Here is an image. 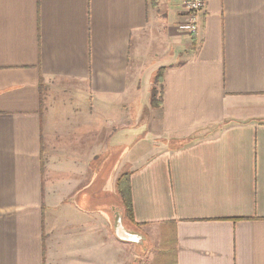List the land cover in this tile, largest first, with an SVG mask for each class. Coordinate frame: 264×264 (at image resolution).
<instances>
[{
  "label": "crops",
  "instance_id": "crops-1",
  "mask_svg": "<svg viewBox=\"0 0 264 264\" xmlns=\"http://www.w3.org/2000/svg\"><path fill=\"white\" fill-rule=\"evenodd\" d=\"M184 11L0 0V264L133 261L119 216L149 264H264V0H207L195 35ZM54 87H81L89 107L59 108Z\"/></svg>",
  "mask_w": 264,
  "mask_h": 264
},
{
  "label": "rangeland",
  "instance_id": "rangeland-1",
  "mask_svg": "<svg viewBox=\"0 0 264 264\" xmlns=\"http://www.w3.org/2000/svg\"><path fill=\"white\" fill-rule=\"evenodd\" d=\"M82 88L80 87V90H77V92L74 90V88L72 87H66L62 88V89H58V87H54L53 88V95L56 98V102L54 104L58 105L59 108L64 107L66 108L67 105H78L81 109L83 108V104H86V107H89L90 105V101L88 100V93L84 92L86 94L87 98H83V94H82ZM84 91V90H83ZM135 106L137 107V104H135ZM148 109L145 110V114L146 111ZM144 112V111H143ZM136 113V112H134ZM115 153L113 152V154L110 155L109 157V163L107 165H105L102 168V173L103 175H106L107 172L109 171V169L111 168V166L113 165L114 159H115ZM126 168H124L125 170ZM112 195H106L103 196V203H107L109 200H111ZM112 201V200H111ZM126 225H130L128 222H125ZM119 240H121L120 236H117ZM123 240V239H122ZM125 241V240H123ZM130 242V241H128ZM133 244V243H132ZM130 244L128 246H132V250H130L128 247V249L126 250L127 252V256L128 258L130 257V254H133V261H130L127 263H122V264H149V260L151 259V254L150 252H148V245L141 247V245L137 244V242H135V244ZM119 251V255L124 254L123 256H125V251L124 250H118ZM120 264V263H119Z\"/></svg>",
  "mask_w": 264,
  "mask_h": 264
},
{
  "label": "trees",
  "instance_id": "trees-1",
  "mask_svg": "<svg viewBox=\"0 0 264 264\" xmlns=\"http://www.w3.org/2000/svg\"><path fill=\"white\" fill-rule=\"evenodd\" d=\"M195 35V33H191ZM193 42L196 43V39L193 38ZM165 67H160L155 74L153 85L150 91V106L152 108H158L163 103V72ZM131 172L121 171L116 178V191L119 195L121 204L123 206V215L128 220L134 221L133 215V201H132V189H131ZM136 223V222H135Z\"/></svg>",
  "mask_w": 264,
  "mask_h": 264
},
{
  "label": "built area",
  "instance_id": "built-area-1",
  "mask_svg": "<svg viewBox=\"0 0 264 264\" xmlns=\"http://www.w3.org/2000/svg\"><path fill=\"white\" fill-rule=\"evenodd\" d=\"M207 0H184L185 11L179 25L182 31L196 33L199 29L200 16L205 11Z\"/></svg>",
  "mask_w": 264,
  "mask_h": 264
},
{
  "label": "water",
  "instance_id": "water-1",
  "mask_svg": "<svg viewBox=\"0 0 264 264\" xmlns=\"http://www.w3.org/2000/svg\"><path fill=\"white\" fill-rule=\"evenodd\" d=\"M117 223H116V233H117V236H120L121 239L123 240H127V241H134V242H137V243H141L142 242V236L138 233V232H135V231H129V230H126L122 227V222H121V217L119 216L117 218Z\"/></svg>",
  "mask_w": 264,
  "mask_h": 264
}]
</instances>
